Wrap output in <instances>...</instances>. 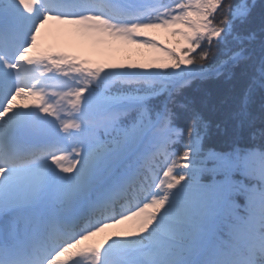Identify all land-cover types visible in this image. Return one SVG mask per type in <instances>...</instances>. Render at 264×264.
<instances>
[{"label":"snow or ice","instance_id":"obj_1","mask_svg":"<svg viewBox=\"0 0 264 264\" xmlns=\"http://www.w3.org/2000/svg\"><path fill=\"white\" fill-rule=\"evenodd\" d=\"M122 46L149 54L87 55ZM237 73L239 134L264 90V0H0V264H264V128L216 151L185 95Z\"/></svg>","mask_w":264,"mask_h":264},{"label":"trees","instance_id":"obj_2","mask_svg":"<svg viewBox=\"0 0 264 264\" xmlns=\"http://www.w3.org/2000/svg\"><path fill=\"white\" fill-rule=\"evenodd\" d=\"M261 3L262 0H257V5ZM260 10L258 7L257 13ZM117 54L120 61L129 62L141 60L144 54L149 53L147 50L128 46L127 50ZM246 87V80L237 73L231 81L217 78L196 80L186 89L185 95L201 104L212 123L207 147L220 151L228 150L233 143L243 148H251L261 142L258 136L253 138L252 132L264 128V90L262 89L258 88L252 94L247 106V117L243 128L239 134L234 131L237 122L232 119V113ZM162 100L163 97L154 98L152 103L159 104ZM217 124L220 125L219 128H216ZM157 164L155 172L157 179H161L165 170L162 158L157 161Z\"/></svg>","mask_w":264,"mask_h":264},{"label":"rangeland","instance_id":"obj_3","mask_svg":"<svg viewBox=\"0 0 264 264\" xmlns=\"http://www.w3.org/2000/svg\"><path fill=\"white\" fill-rule=\"evenodd\" d=\"M156 35H158V37L160 39V42L162 44H164L167 41V39H168L164 33H156ZM127 49H128V46H122L121 49L117 50L111 56L102 55V54H98V53H95V52H88L87 55H88V58L93 60L94 62H103L104 60H107V59H112V60H114L116 62H123V61H120V59L117 57L118 56L117 53H119V52H121L123 50H127ZM45 50H50L52 52H55L57 50L56 47L54 46V42H53L52 38H50V37L46 38ZM20 102L21 103H24V102L31 103V100L20 101ZM132 223L133 222H128L127 225H121V226H118V227H115V228L106 229L105 232L100 233L97 236L92 237L90 240L83 242L81 247H88V246H92V245L98 244L103 239H105V237H107L108 235L117 233V232L121 231L122 229L129 227Z\"/></svg>","mask_w":264,"mask_h":264}]
</instances>
